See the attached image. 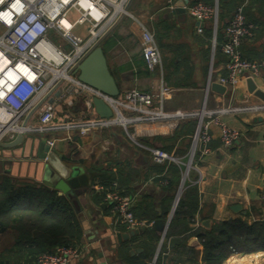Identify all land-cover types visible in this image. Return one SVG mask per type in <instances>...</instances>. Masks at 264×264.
Returning <instances> with one entry per match:
<instances>
[{
  "label": "crops",
  "instance_id": "1",
  "mask_svg": "<svg viewBox=\"0 0 264 264\" xmlns=\"http://www.w3.org/2000/svg\"><path fill=\"white\" fill-rule=\"evenodd\" d=\"M134 1L129 8L131 13L134 12ZM177 1H172L166 12L161 13L160 9L153 11L154 15L150 17L153 20L152 27L144 25L140 17L130 15L124 17L107 37L104 51L111 73L120 88L121 97L133 89L146 93L157 92L160 90L163 78L175 90L165 101L166 112L171 113L176 110L200 112L206 97V109L209 111L241 106L250 95L248 80H239L233 98L230 90H226L225 94L209 91L207 95L206 89L210 77L215 75L214 77L217 78L228 74L225 68L227 57L222 50L226 42L225 26L238 7L245 2H247L245 16L248 23L253 25L254 35L243 43L242 54L244 59L252 62L264 59V0H233L232 8L227 9L221 23L219 22L216 46L213 43L214 35L209 23L203 25L204 31L200 34L197 32V22L188 14L171 16L170 12ZM216 1L202 2L215 5ZM223 1L229 2V0ZM218 2L220 3V0ZM143 27L150 29L155 35L162 56L163 74L160 71L151 73L146 67L141 49ZM217 46L221 48L219 53ZM177 67H179L178 71ZM254 82L258 88L264 90V70ZM80 101L77 98L75 105ZM250 103L256 105L259 100L253 97ZM64 108L68 109L65 106L60 109L67 111ZM72 108L68 109V113L65 112L68 120L86 119L85 106H81L76 112ZM123 112L130 116L129 113ZM191 120L194 119L178 123L133 124L128 129L129 134L123 127L115 125L92 131L85 137L76 130L51 133L43 137V139H56L54 147L56 154L63 157V162L67 166L81 168L91 179L89 192L77 196L72 201L67 198L77 212L83 232L80 247L85 250L84 256L72 264H120V262L168 264L166 258L176 257L174 250L184 242L183 239L175 237L181 241L173 248L169 242L171 238L167 239L164 246L160 247L161 226L154 229L152 224L156 220L166 223L171 216L182 185V177L177 179L170 173L166 176L167 168L164 169V165L152 161L148 148L153 146L163 148L183 162H187L193 133L188 134L182 130L179 131L183 134L175 133L180 124L184 126ZM195 120L198 124V120ZM224 120L233 128L240 130V138L232 148H224L217 129L213 128L209 152L197 155L195 167L190 170L184 184V191L195 189L198 210L195 214V223L191 225L194 229L200 227L209 229L216 222L232 219H241L248 224L261 221L263 210L260 198L264 185V115L242 112L227 114ZM31 122L36 124V118L34 117ZM66 136L71 138L67 139ZM33 161L21 160L18 161L19 165L5 166L0 178L9 179L16 187L26 184L46 186L45 167L38 169L28 164ZM23 162H27V165ZM95 175L112 179L108 187L104 188L108 189L116 182L123 194L134 198L133 213L138 220L146 223V228L141 229L139 234L128 230L125 224L117 220L111 206L105 200L104 192L97 189L101 185L94 184ZM58 195L64 196L59 192ZM235 206L240 208L234 210ZM165 213L168 215L164 218ZM149 221L152 223L148 226ZM205 221L210 222L208 227L204 226ZM148 227L159 237L153 251V242L150 238L152 235L147 238ZM186 244L193 248L200 247L196 236L190 237ZM14 252L18 251L14 249ZM21 259L22 263H26L24 262L27 260L26 257ZM184 261H186L185 256L182 258V262ZM224 264H264V251L248 255L235 254Z\"/></svg>",
  "mask_w": 264,
  "mask_h": 264
},
{
  "label": "built area",
  "instance_id": "2",
  "mask_svg": "<svg viewBox=\"0 0 264 264\" xmlns=\"http://www.w3.org/2000/svg\"><path fill=\"white\" fill-rule=\"evenodd\" d=\"M83 2L87 6H83ZM128 2L129 0H0V57L7 61L0 72V142L14 139L19 133L26 136L37 134L43 138L51 133L76 130L85 137L92 131L115 125H120L129 134L128 129L133 124L178 123L197 119L187 162L161 148H148L155 164L173 163L181 168L182 185L177 196L179 201L189 172L195 167L197 155L209 152L213 128L217 129L222 146L232 148L241 132L230 126L224 116L242 112L264 115V102L258 99L259 103L252 105L250 99L255 96L250 93L241 106L209 111L206 109V97L200 112L176 110L169 113L164 110V104L175 90L163 78L157 92L146 93L133 89L114 99L79 82L76 76L70 75V70L122 15L130 16L125 10ZM246 3L238 7L225 28L226 42L222 50L227 57L225 68L228 74L215 79L210 77L207 95L211 91V84L217 83L230 90L233 98L240 79L254 81L264 70V59L252 62L244 59L242 54L243 43L254 35L253 25L248 23L245 16ZM186 11L197 22L198 33H203L204 24L212 26L213 43L216 46L220 13L218 0L215 5L189 3ZM73 16L76 17L74 20ZM65 21L69 26L65 25ZM77 27L82 29L76 31ZM141 49L149 72L160 71L163 74L162 56L155 35L146 27L142 28ZM47 95V100L24 127L23 123L29 113ZM94 97L103 99L111 106L115 112L113 119L105 120L97 116L92 102ZM77 98L83 100L86 119L70 121L64 118L65 120L56 122L57 115L63 113L60 108L65 106L71 109ZM34 117L36 124L31 122ZM45 141L54 149L56 139L46 138ZM97 189L104 192L113 214L128 230L146 228V223L138 220L133 213L134 198L123 194L116 182L108 189L102 186ZM260 199L263 210L261 220H264V185ZM167 231L168 228H165L161 234L160 247L166 243ZM84 254L85 250L80 246L58 247L53 253L40 254L36 264H72Z\"/></svg>",
  "mask_w": 264,
  "mask_h": 264
},
{
  "label": "trees",
  "instance_id": "3",
  "mask_svg": "<svg viewBox=\"0 0 264 264\" xmlns=\"http://www.w3.org/2000/svg\"><path fill=\"white\" fill-rule=\"evenodd\" d=\"M202 1L194 0L190 5ZM232 6L233 0L228 3L220 0V23ZM221 40L223 41L222 38ZM220 51L221 48L217 46V53ZM196 124L195 119L184 126L180 124L175 134H194ZM162 165L164 169L167 168L166 176L170 173L181 179L182 171L179 166L173 163ZM111 180L102 175L94 176V184L103 187H108ZM194 192L195 189L192 188L184 191L170 221L166 239L181 237L184 242L175 248L176 257L166 258L168 264H224L235 254L248 255L264 251V220L248 224L241 219H232L216 222L209 229H194L191 225L195 223L198 210ZM167 215L165 213L163 217ZM151 223L149 221L147 225ZM6 234L10 235L3 245L1 243L0 264H36L40 254L53 253L58 247H79L83 238L77 212L66 197L59 196L57 191L43 185L26 184L16 187L9 179L0 178V242ZM151 235L153 251L159 237L149 229L147 238ZM192 236L199 239V248L186 244ZM14 249L18 252L15 253ZM184 256L186 261L182 262ZM24 257L27 258L24 261L26 263H22L21 258Z\"/></svg>",
  "mask_w": 264,
  "mask_h": 264
},
{
  "label": "water",
  "instance_id": "4",
  "mask_svg": "<svg viewBox=\"0 0 264 264\" xmlns=\"http://www.w3.org/2000/svg\"><path fill=\"white\" fill-rule=\"evenodd\" d=\"M134 0H129L125 10L129 12V8ZM191 0H178L171 10V16L176 14L186 15V6ZM124 18L122 15L88 50L84 57L77 62V64L70 70V75L76 76L77 80L91 88L103 93L110 98H118L121 96L120 88L111 73L108 61L104 51V43L107 37L115 30L121 20ZM249 93L253 94L256 98L264 102V91L255 84L252 79L247 81ZM211 91L225 94L226 88L217 83L211 84ZM48 98V95L35 107L27 116L23 123L25 127L30 118L35 114L37 109ZM93 106L97 116L101 119L110 120L115 116L114 110L103 99L94 97ZM81 106H84L83 100L76 104L72 110L78 111ZM86 109V108H85ZM261 121V120H260ZM34 160L28 162L33 167L38 169L45 167V182L44 184L49 188L58 191L61 195L66 196L69 200H74L77 196L89 192L91 189V179L88 174L84 173L81 168L67 166L63 162V157L58 156L54 149L46 143L42 137L26 136L22 133L16 135L11 141L0 142V173L3 172L5 166L19 165L18 161ZM14 161V162H13ZM27 165V162H23ZM178 197L175 199V204L171 212V216L164 223L161 220H156L152 227L154 229L161 228V234L165 228L169 227L170 221L174 215L178 205ZM239 206H235L234 210H238ZM209 221L204 222V226L208 227ZM135 233L139 234L140 230ZM179 238H171L169 240L170 246L173 248L180 244ZM116 260V256H114ZM109 264V263H104ZM114 264V263H111ZM120 264H125L120 262Z\"/></svg>",
  "mask_w": 264,
  "mask_h": 264
},
{
  "label": "rangeland",
  "instance_id": "5",
  "mask_svg": "<svg viewBox=\"0 0 264 264\" xmlns=\"http://www.w3.org/2000/svg\"><path fill=\"white\" fill-rule=\"evenodd\" d=\"M172 1H174V0H135L134 1V9H133L134 12H132V13L129 12V13H131L130 15H133V16H136V17L137 16L140 17V19L142 20L144 25H148L147 27H152L153 20L150 17H151V15H154L153 11L156 9L155 10V12H156L157 10L160 9L162 11L161 13L166 12L167 11L166 9H168V7H169V5H170V3ZM75 18L76 17L73 16L72 20H74ZM81 29H82V27H77L76 31H80ZM64 110H67L65 112L68 113V109L64 108ZM65 112L63 111V113H60V114L57 115L56 122H61V121L64 120V118H66L65 115L67 113H65ZM9 235L6 234V235H4L3 238H1L2 240L0 242V246H1V243L3 245L5 240L8 239Z\"/></svg>",
  "mask_w": 264,
  "mask_h": 264
},
{
  "label": "bare ground",
  "instance_id": "6",
  "mask_svg": "<svg viewBox=\"0 0 264 264\" xmlns=\"http://www.w3.org/2000/svg\"><path fill=\"white\" fill-rule=\"evenodd\" d=\"M83 6H87L86 2H83ZM66 26H69V23L67 21L64 22ZM7 61L3 60L2 57H0V72L3 70V68L5 67ZM161 129V128H160ZM161 132V131H160ZM163 132V131H162Z\"/></svg>",
  "mask_w": 264,
  "mask_h": 264
},
{
  "label": "snow or ice",
  "instance_id": "7",
  "mask_svg": "<svg viewBox=\"0 0 264 264\" xmlns=\"http://www.w3.org/2000/svg\"><path fill=\"white\" fill-rule=\"evenodd\" d=\"M5 18H7V15H5Z\"/></svg>",
  "mask_w": 264,
  "mask_h": 264
},
{
  "label": "clouds",
  "instance_id": "8",
  "mask_svg": "<svg viewBox=\"0 0 264 264\" xmlns=\"http://www.w3.org/2000/svg\"><path fill=\"white\" fill-rule=\"evenodd\" d=\"M4 15H7V13H5Z\"/></svg>",
  "mask_w": 264,
  "mask_h": 264
}]
</instances>
